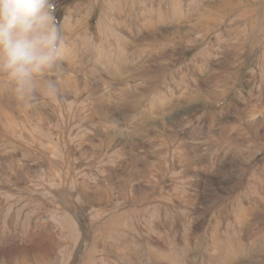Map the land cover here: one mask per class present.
Wrapping results in <instances>:
<instances>
[{
	"label": "rangeland",
	"instance_id": "rangeland-1",
	"mask_svg": "<svg viewBox=\"0 0 264 264\" xmlns=\"http://www.w3.org/2000/svg\"><path fill=\"white\" fill-rule=\"evenodd\" d=\"M50 3L55 94L0 76V264H264V0Z\"/></svg>",
	"mask_w": 264,
	"mask_h": 264
},
{
	"label": "clouds",
	"instance_id": "clouds-1",
	"mask_svg": "<svg viewBox=\"0 0 264 264\" xmlns=\"http://www.w3.org/2000/svg\"><path fill=\"white\" fill-rule=\"evenodd\" d=\"M61 55L50 0H0V76L18 100H30L37 90L55 94L43 78Z\"/></svg>",
	"mask_w": 264,
	"mask_h": 264
},
{
	"label": "bare ground",
	"instance_id": "bare-ground-1",
	"mask_svg": "<svg viewBox=\"0 0 264 264\" xmlns=\"http://www.w3.org/2000/svg\"><path fill=\"white\" fill-rule=\"evenodd\" d=\"M231 2H232V0H220V5H221L222 7H224V6H226V5L231 4ZM232 4H233V3H232ZM259 6H260V5H259ZM211 14H212V12H211V13H207V14H206V18L203 19V22H204V20L206 21V23L209 22L210 20L213 21V20H214V18H213V17H214V16H213L214 13H213L212 15H211ZM216 14H217V13H216ZM216 14H215V15H216ZM216 16H217V15H216ZM215 19H216V18H215ZM214 21H215V20H214ZM133 101H134V100H133Z\"/></svg>",
	"mask_w": 264,
	"mask_h": 264
}]
</instances>
